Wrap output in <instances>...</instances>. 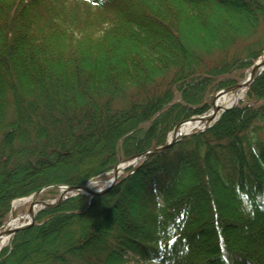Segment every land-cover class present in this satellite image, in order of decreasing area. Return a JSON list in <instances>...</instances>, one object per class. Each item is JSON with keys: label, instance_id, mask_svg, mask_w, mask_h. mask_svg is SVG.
Here are the masks:
<instances>
[{"label": "trees", "instance_id": "16d2710c", "mask_svg": "<svg viewBox=\"0 0 264 264\" xmlns=\"http://www.w3.org/2000/svg\"><path fill=\"white\" fill-rule=\"evenodd\" d=\"M263 50L264 0L0 2V227L15 200L165 145ZM218 120L44 208L0 264H264V71Z\"/></svg>", "mask_w": 264, "mask_h": 264}, {"label": "bare ground", "instance_id": "6f19581e", "mask_svg": "<svg viewBox=\"0 0 264 264\" xmlns=\"http://www.w3.org/2000/svg\"><path fill=\"white\" fill-rule=\"evenodd\" d=\"M256 70L255 71H260L263 66H264V51L262 52L261 57L256 61ZM251 70L247 71V73L245 74V76L247 75L246 79H249V73ZM249 84L248 82H244L241 85V88L238 90V92L236 94L234 93H220L218 95H216L213 99V103L212 106L210 108V111L204 115V121H201L200 123H198V121H189L186 123H183L181 125H179V127L174 131V133H171L169 135V138L171 137H179V135H184V134H190L193 132H197L203 129V126H205L206 122L209 121H214L218 118V116L221 114L222 112V108L227 107L229 105H231V103H238L239 101H244L245 100V95L247 93V91L249 90ZM149 151V150H148ZM139 162V161H137ZM136 161H127L125 163H119L116 166V171L114 172V175L116 177H121L125 171L127 170L128 166L134 167L137 165ZM112 177V176H111ZM110 177V178H111ZM106 185H108V182H106V184H104L103 187H106ZM96 186L95 182H89L86 185L85 190H69L67 188L61 187L58 190L59 195H62L64 197H69L72 196L74 194L77 193H82L85 196H89L90 191H94L96 192V190L98 189H94V187ZM100 188V189H101ZM28 205V209L25 213L22 214H15L14 211L16 210V206H20V205ZM44 206L37 200V198L34 197H28L25 199H21V200H15L12 203V212L8 218V220L5 222V224L2 226V228L0 229V252L2 250V248L4 246H6L8 244V242L10 241V239L12 238V231L14 229H16L17 227H19L22 224H25L27 222H30L31 220H34L36 215L38 214V212L43 209Z\"/></svg>", "mask_w": 264, "mask_h": 264}, {"label": "water", "instance_id": "95a60500", "mask_svg": "<svg viewBox=\"0 0 264 264\" xmlns=\"http://www.w3.org/2000/svg\"><path fill=\"white\" fill-rule=\"evenodd\" d=\"M256 62H254L252 65L253 66H251V73H249V79H246L247 78V75L245 76V78L241 81V83H238V84H236V85H234V86H231L230 88H227V89H222V90H220V92H218V93H216L214 96H213V98L216 96V95H218V94H220V93H234V94H236L237 92H238V90L241 88V85L244 83V82H248V84H249V87L252 85V83L259 77V75H261L262 74V72L264 71V66H263V68L260 70V71H255L256 70ZM212 98V99H213ZM213 101H214V99H213ZM213 101H212V103H213ZM241 101H239L238 103H240ZM238 103H231V105H229V106H227V107H224V108H222L223 110H222V112H221V114L218 116V118L216 119V120H214V121H209V122H206L205 123V126H203V129L202 130H200V131H197V132H193V133H190V134H184V135H179V137H171V138H169V135L171 134V133H174V131L179 127V125H181V124H183V123H186V122H189V121H198V123H200L201 121H204V115H206L209 111H207L206 113H203L202 115H200V116H195V117H191V118H189V120L188 121H184V122H182V123H180L178 126H176L175 128H173L172 129V131L170 132V134L168 135V137H167V139H166V141H165V145H163V146H160V147H158V148H155V149H151V150H149L148 152H146V153H144V154H141V155H137V156H134V157H129V158H127V159H122V160H120L117 164H116V166L119 164V163H125V162H127V161H140V160H142L143 162L144 161H146V160H148V158H150V157H152V156H154V155H158V153H163V152H165V151H167L170 147H172L175 143H177V142H179V140H181V139H184V138H186V137H190V135H193V134H200V133H203L204 131H206V130H208V129H210L211 128V126H213L217 121H218V119L221 117V115L223 114V113H225V112H227V111H231L232 110V108H234V107H236L237 106V104ZM211 106H212V104H211ZM116 166H115V169L114 170H112V171H110V172H108L107 174H110L112 177L110 178L111 180H109L108 181V185H106V187H104V188H101V189H98V190H96V192H94V191H90V193H89V196H90V198H93V197H96V196H101V195H104V194H106L108 191H110L111 190V188H113L115 185H116V183H117V180L119 179L118 177H116L115 175H114V172L116 171ZM127 169H131V171H129L128 172V174L127 175H131V174H133L134 172H136L137 171V169L138 168H134V167H131V166H128V168ZM94 180H91V181H89V182H93ZM88 182V183H89ZM86 185H87V183L84 185V186H80V187H71V186H56L55 188L56 189H60L61 187H64V188H67V189H69V190H85V188H86ZM44 189H46V188H43V189H41L40 191H38L37 193H35L32 197H34V198H36ZM78 194H80V195H84V194H82V193H77V194H74V195H72V196H69V197H64V196H62V195H58L57 196V198L54 200V201H52V202H40L43 206H44V208H56L58 205H60L62 202H64L65 200H67V199H69L70 197H73V196H76V195H78ZM43 208V209H44ZM42 210V209H41ZM40 212V211H39ZM34 225V220H31L30 222H27V223H25V224H22V225H20L19 227H17L16 229H14L13 231H12V235H15L16 233H18V232H20V231H24V230H27V229H29V228H31L32 226ZM2 227H0V229H1Z\"/></svg>", "mask_w": 264, "mask_h": 264}, {"label": "rangeland", "instance_id": "374dc122", "mask_svg": "<svg viewBox=\"0 0 264 264\" xmlns=\"http://www.w3.org/2000/svg\"><path fill=\"white\" fill-rule=\"evenodd\" d=\"M3 1H6V0H0V2H3ZM71 5V2H68V9L70 8L69 6ZM79 10H77V12L78 13H80V14H84V12H83V9H81L80 7L78 8ZM69 12H70V9H69ZM249 70V69H248ZM247 70V71H248ZM247 71H245V73H244V77H245V74L247 73ZM244 79V78H243ZM242 79V80H243ZM262 137L264 138V131H263V135H262ZM140 162H137V165L136 166H134V168H138V164H139ZM125 174V173H124ZM123 174V175H124ZM122 175V176H123ZM185 176L181 179V185L182 184H186V182H188V180H190V179H192L193 177H194V173L191 171V172H189V173H186V174H184ZM110 177H111V175H106V177L105 178H99V179H95V184H96V186L94 187V189H100L101 187H103L104 186V184H106V182H108L109 180H110ZM57 198V195H55V197L53 198V196H47L44 200H39V197H37V200L39 201V202H51V201H54L55 199ZM23 199H25V198H23ZM19 200H21V199H19ZM14 202V201H13ZM12 202V203H13ZM12 203H11V208H10V213H9V215H8V218H9V216H10V214H11V212L13 211L12 210ZM27 209H28V205H20V206H16V210L14 211V213L15 214H22V213H25L26 211H27ZM155 212L152 210V211H150V212H146V213H142V212H140V214H139V216H142V217H150V215H153ZM8 218H7V220H8ZM6 220V221H7Z\"/></svg>", "mask_w": 264, "mask_h": 264}]
</instances>
